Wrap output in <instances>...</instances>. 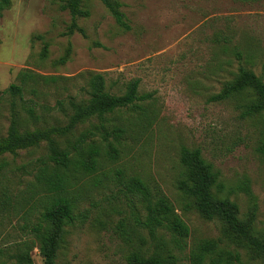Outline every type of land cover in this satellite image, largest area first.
<instances>
[{
	"label": "rangeland",
	"instance_id": "374dc122",
	"mask_svg": "<svg viewBox=\"0 0 264 264\" xmlns=\"http://www.w3.org/2000/svg\"><path fill=\"white\" fill-rule=\"evenodd\" d=\"M10 1L0 19V138L12 123L20 132L66 125L72 106L89 98L92 74L103 76L111 94L121 95L134 79L139 94H152L139 103L144 113L123 109L106 116L108 125L125 132L106 141L97 134L101 154L94 173L65 172L74 214L83 217L65 228L55 264H126L138 236L151 250L135 221L145 205L127 185L130 177L152 192L158 187L187 226L180 248L164 232L177 264H192L189 256L202 241L217 242L220 264H264L224 240L219 222L202 218L177 189L181 148H198L217 175L214 195L235 203L241 220L254 210V230L264 237V114L242 116L247 94L210 99L239 67L264 81V0H115L129 30L99 0H83L87 16L77 19L82 33L70 32L64 0ZM11 84L21 87L20 95L4 92ZM96 125L92 118L71 136L54 138L59 150ZM110 145L117 150L114 160L106 154ZM49 154L41 142L0 157V264H15L19 250L43 264L30 230L51 206L53 194L43 185V174L55 168ZM217 255H206L203 264Z\"/></svg>",
	"mask_w": 264,
	"mask_h": 264
},
{
	"label": "trees",
	"instance_id": "16d2710c",
	"mask_svg": "<svg viewBox=\"0 0 264 264\" xmlns=\"http://www.w3.org/2000/svg\"><path fill=\"white\" fill-rule=\"evenodd\" d=\"M82 1L64 0L62 4V9L67 11L71 18L70 32L82 33L77 25L79 17L87 16V13L82 10ZM99 1L118 25L129 30L117 1ZM10 5V0H0V19ZM138 86L137 79L131 80L126 84L121 95H114L105 90L102 75L92 74L87 81L89 98L72 106L73 113L69 116L66 125L20 132L16 124L12 123L6 136L0 138V157L8 154L15 155L20 150L37 147L41 142H46L48 145L50 153L48 161L55 168L50 174H43L47 176L43 179V185L53 194L51 206L42 214V221L31 226L30 230L39 244L43 264H55L58 249L66 232L65 228L74 225L83 217L82 214H74L76 199L67 196L70 177L65 172L70 168L83 175H91L96 171L97 158L101 154V149L95 144L94 138L98 134L103 141H106L110 136L118 138L125 132L118 125H108L106 116L123 109L139 110L140 113H144L145 110L139 103L152 98L151 93L139 94ZM4 92L20 95L21 87L11 84ZM241 94L249 96L247 103L241 107L243 117L264 114V81L253 71L244 67H239L234 78L225 83L222 90L210 99L216 103ZM92 118H96L99 125L82 131L72 143H69L66 150H59L54 138L71 136L76 126ZM107 127L112 130L108 131ZM106 154L109 159L114 160L117 150L110 145ZM179 162L182 172L177 181V189L191 200L195 210L202 218L219 222L221 237L229 244L248 250L254 257L264 260V237L258 236L254 230V210L245 220H241L235 203L214 195L212 189L216 184L217 175L210 163L203 159L198 148L182 147ZM127 180L130 190L143 199L145 215L143 218L137 216L135 221L138 228L148 234L151 250L145 248L147 240L143 236H138L139 243L127 255L126 264H177L176 256L168 248V241H165L164 232L171 233L170 243L174 248H180V241L187 238L189 234L187 226L174 213L169 200L158 187L155 186L152 192L149 186L138 177H130ZM217 248L215 241L200 242L189 256L190 262L203 264L206 255L217 253L219 255L211 259V262L220 264V254L223 253L217 251ZM232 258L238 260V255L232 254ZM12 259L15 264H33L28 250H19L13 254ZM226 262L229 263L228 260Z\"/></svg>",
	"mask_w": 264,
	"mask_h": 264
}]
</instances>
